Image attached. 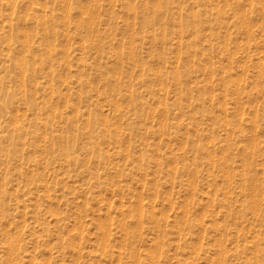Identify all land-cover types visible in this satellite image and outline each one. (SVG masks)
<instances>
[{
  "label": "rangeland",
  "instance_id": "obj_1",
  "mask_svg": "<svg viewBox=\"0 0 264 264\" xmlns=\"http://www.w3.org/2000/svg\"><path fill=\"white\" fill-rule=\"evenodd\" d=\"M263 27L264 0H0V264H264Z\"/></svg>",
  "mask_w": 264,
  "mask_h": 264
},
{
  "label": "bare ground",
  "instance_id": "obj_2",
  "mask_svg": "<svg viewBox=\"0 0 264 264\" xmlns=\"http://www.w3.org/2000/svg\"><path fill=\"white\" fill-rule=\"evenodd\" d=\"M11 7H12V6H11ZM67 7H68V6H67ZM11 12H12V10H11ZM9 14H11V13H9ZM63 16H64V15H63ZM88 18H89V17H88ZM41 20H42V19H41ZM89 22H90V21H89ZM248 27H249V26H248ZM245 28H246V27H245ZM248 29H249V28H248ZM262 30H264V27H263ZM24 34H25V32H24ZM25 35H26V34H25ZM7 39H8V38H7ZM27 39H28V38H27ZM23 40H24L23 42H26L25 39H24V37H23ZM28 41H29V39H28ZM24 44H25V43H24ZM25 45H26V44H25ZM26 46H27V45H26ZM26 46H25V47H26ZM26 49H27V47H26ZM129 52H130V51H129ZM65 55H66V54H65ZM22 56H23V55H22ZM18 57H19V56H18ZM64 58H65V57H64ZM176 58H177V57H176ZM19 59H20V58H19ZM175 60H176V59H175ZM18 61H20L19 64H21V65L23 64V60L20 59V60H18ZM17 65H18V63H17ZM31 68H32V67H31ZM21 70H22V69H21ZM20 73H21V71H20ZM21 75H22V73H21ZM21 75H20V76H21ZM20 76H19V77H20ZM19 79H20V78H19ZM20 82H21V79H20ZM21 83H22V82H21ZM19 85H20V83H19ZM19 87H20V86H19ZM129 95H130V94H129ZM222 108H223V107H222ZM12 117H13V116H12ZM237 117H238V116H237ZM252 117H253V116H252ZM13 118H14V117H13ZM238 120H239V119H238ZM252 120H253V119H252ZM13 121H14V120H13ZM14 122L16 123V121H14ZM251 122L253 123V121H251ZM224 125H225V124H224ZM253 128H255V127H254V124H253ZM253 133H254V132H253ZM252 135H253V134H252ZM252 137H253V136H252ZM251 147H252V146H251ZM205 149H206V148H205ZM206 150H207V149H206ZM249 152L251 153V151H249ZM211 157H212V156H211ZM211 161H212V160H211ZM214 162H215V161H214ZM225 186H226V185H225ZM210 203H211V201H210ZM134 206H135V205H134ZM139 216H140V215H139ZM198 223H201V222H198ZM8 240H9V239H8ZM253 251H254V250H253ZM215 254H216V253H215ZM217 261H218V260H217Z\"/></svg>",
  "mask_w": 264,
  "mask_h": 264
}]
</instances>
